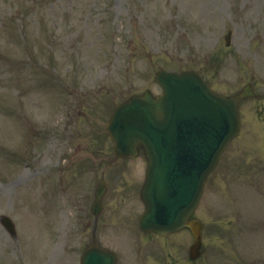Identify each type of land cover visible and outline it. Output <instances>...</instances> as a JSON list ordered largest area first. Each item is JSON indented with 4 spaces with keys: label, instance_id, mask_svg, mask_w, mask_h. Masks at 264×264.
Segmentation results:
<instances>
[{
    "label": "rangeland",
    "instance_id": "rangeland-1",
    "mask_svg": "<svg viewBox=\"0 0 264 264\" xmlns=\"http://www.w3.org/2000/svg\"><path fill=\"white\" fill-rule=\"evenodd\" d=\"M159 68L199 71L220 93L250 80L264 82V0H0V204L17 196L26 201L14 210L9 203L5 207L27 229L22 238L34 254L30 263L51 264L50 256H60L61 264H80L91 240L90 228L81 236L83 207L92 199L91 174L86 186L67 185V206L60 195L63 205L57 203L53 191L48 205L42 197L44 216H36L39 203L31 195L36 172L41 183L47 182L51 166L68 154L76 157L62 164L64 173L71 167L69 179L81 182L80 171L91 170L90 159L81 157L84 146L96 141L107 151L113 146L105 129H97L107 125L110 112L133 86L140 89ZM248 118L256 119L251 111ZM238 142L232 151L242 152ZM143 161L133 162L124 174L141 183ZM228 181L227 148L208 178L200 210L204 258L209 264H264L263 202L246 208L243 184ZM17 182L23 189L31 186L30 192L20 195ZM118 182L110 179V188L125 183ZM118 198L110 190L106 200ZM112 211L107 205L102 216L106 235ZM142 211L140 203L128 202L120 215L135 223ZM246 229L258 233L245 236ZM2 237L0 254L9 253L6 245L17 243L4 231ZM188 246L177 245L173 254L183 255ZM3 259L0 264H19Z\"/></svg>",
    "mask_w": 264,
    "mask_h": 264
},
{
    "label": "water",
    "instance_id": "water-1",
    "mask_svg": "<svg viewBox=\"0 0 264 264\" xmlns=\"http://www.w3.org/2000/svg\"><path fill=\"white\" fill-rule=\"evenodd\" d=\"M163 88L157 101L147 96L121 108L109 129L117 152L121 145L129 154L138 143L146 147L150 161L144 191L146 223L160 233L185 225L207 173L228 143L223 131L227 134L230 128L234 134L238 129L233 104L209 94L197 75L169 79ZM98 258L105 264V257ZM83 264L100 262L87 256Z\"/></svg>",
    "mask_w": 264,
    "mask_h": 264
}]
</instances>
